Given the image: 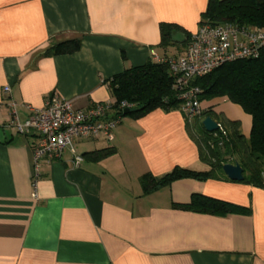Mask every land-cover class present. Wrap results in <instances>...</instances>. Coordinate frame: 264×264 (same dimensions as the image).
<instances>
[{"label": "crops", "instance_id": "crops-1", "mask_svg": "<svg viewBox=\"0 0 264 264\" xmlns=\"http://www.w3.org/2000/svg\"><path fill=\"white\" fill-rule=\"evenodd\" d=\"M207 3L0 0V264H264V188L225 176L183 178L143 192L145 173L158 179L176 166L210 169L179 109L158 108L137 119L125 114L111 144L75 140L81 164L73 166L68 150L43 161L36 197V137L6 125L11 100L21 120L54 94L78 108L111 100L107 80L151 60V50L183 53V42L159 46V24L192 33ZM70 39L81 40L78 51L45 54ZM201 106H211L221 134L232 135L229 120L249 137L251 116L238 104L216 97ZM197 119L190 125H202ZM195 193L247 211L216 216L171 206L188 203Z\"/></svg>", "mask_w": 264, "mask_h": 264}, {"label": "trees", "instance_id": "trees-1", "mask_svg": "<svg viewBox=\"0 0 264 264\" xmlns=\"http://www.w3.org/2000/svg\"><path fill=\"white\" fill-rule=\"evenodd\" d=\"M200 22H231L240 26L264 27V0H208ZM177 31L184 33L186 41L182 44L186 45L190 33L184 32L174 23L161 22L159 46L165 49L180 44L172 40V35ZM80 47V39H70L52 44L45 54H71ZM107 82L114 100L113 107L116 108L123 101L131 104L126 116L133 119L158 108L178 109L181 102L174 87V77L167 65L153 60L125 69L113 75ZM191 85L200 89L201 101L226 97L232 103L238 104L251 116L249 137L245 138L240 133L236 121L227 122L232 131L230 135L221 134L219 130L207 132L200 123L190 125L189 120L184 117L186 129L198 144L201 158L210 165V169L199 171L176 166L158 179L145 173L140 177L143 192L150 193L183 178H226L222 165L227 162H237L243 168L242 183L264 188V47L257 57L225 62L211 72L194 78ZM123 111L115 110V113L122 118L125 117ZM211 111V106H208L201 114L209 115ZM171 206L216 216L247 211L244 207L198 193L193 194L188 203L173 202Z\"/></svg>", "mask_w": 264, "mask_h": 264}, {"label": "built area", "instance_id": "built-area-1", "mask_svg": "<svg viewBox=\"0 0 264 264\" xmlns=\"http://www.w3.org/2000/svg\"><path fill=\"white\" fill-rule=\"evenodd\" d=\"M264 47V27L240 26L231 22L210 24L200 22L196 31L190 33L183 53L160 56L151 50V60L167 65L174 77V87L180 99L179 111L187 120L200 116L203 109L199 98L200 89L191 81L203 76L225 62L239 58H255ZM9 86L3 92H9ZM114 100L95 103L87 108H78L73 99L60 98L54 94L42 107L30 108V114L21 120L16 103L7 102L10 117L7 127L21 135L34 134L36 142L31 154V182L36 197L38 179L42 174L43 161L60 159L63 152L71 154L73 166L83 161L75 140L114 141V131L121 122L115 110L129 109L132 105L123 101L116 108ZM225 134V133H222Z\"/></svg>", "mask_w": 264, "mask_h": 264}, {"label": "water", "instance_id": "water-1", "mask_svg": "<svg viewBox=\"0 0 264 264\" xmlns=\"http://www.w3.org/2000/svg\"><path fill=\"white\" fill-rule=\"evenodd\" d=\"M172 40L175 42L182 43L186 40L184 33L177 31L172 35ZM124 115L129 113V109H124ZM202 126L207 132H215L220 129V124L215 121L212 117L206 116L202 120ZM223 174L231 181L241 182L244 178L243 168L239 163H224L222 165Z\"/></svg>", "mask_w": 264, "mask_h": 264}, {"label": "rangeland", "instance_id": "rangeland-1", "mask_svg": "<svg viewBox=\"0 0 264 264\" xmlns=\"http://www.w3.org/2000/svg\"><path fill=\"white\" fill-rule=\"evenodd\" d=\"M206 116H210V117H212V118H215V117H216L215 114H214V112L211 111L209 115L201 114L200 116L196 117L195 119L198 118L197 120L199 121L200 118H203V119H204ZM193 122H194V121H193ZM129 186H134V184L129 183Z\"/></svg>", "mask_w": 264, "mask_h": 264}]
</instances>
